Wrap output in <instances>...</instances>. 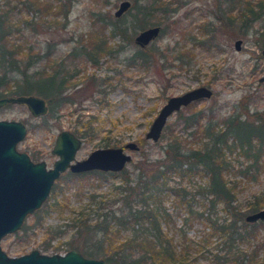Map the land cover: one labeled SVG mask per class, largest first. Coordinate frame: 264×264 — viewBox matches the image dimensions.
<instances>
[{"label": "trees", "instance_id": "16d2710c", "mask_svg": "<svg viewBox=\"0 0 264 264\" xmlns=\"http://www.w3.org/2000/svg\"><path fill=\"white\" fill-rule=\"evenodd\" d=\"M75 1L0 0V98L39 96L51 114L73 104L74 98L65 95L77 85L72 79L81 62L97 66L102 54L112 53L109 40L119 37L124 44H134L137 31L148 25L164 26L159 37L175 33L174 41L162 50L152 43L134 52L128 61L139 69L161 62L166 67L161 65L160 71L170 70L172 63L189 72L195 57L193 48L212 50L209 45L214 31L207 34L213 37L197 39L196 44L187 27L178 25V21H173L169 30L167 23L178 8L177 0H131L134 14L130 11L120 18L103 13L100 6H106L108 0H91L97 5L91 12V30L71 39L74 45L70 52L57 56L55 45L47 42L45 48L40 47L37 35L66 30ZM217 7L218 22L236 24L243 35L258 25L254 33L264 45V0H218ZM204 27L209 29L206 23ZM219 74L214 66L210 81H218ZM95 80L87 77L86 89L94 86ZM87 92L75 94L80 97ZM190 106L185 109L190 110ZM176 115L177 122L166 124L163 130L160 139L165 144L159 156L154 159L143 155L133 172L127 168L120 173L68 172L57 180L29 228L46 237L53 234L47 241L43 238L45 252L62 232L60 226H45L41 218L50 212L60 216L68 211V227L74 237L88 235L84 244L89 243V247L83 246L80 251L106 264H264V236L260 234L264 233V222L245 221L247 215L264 209V191L239 201L245 187L264 173V111L221 114L211 108L208 112L179 111ZM91 122L92 118L82 124L81 139L94 137ZM105 146H110L107 139ZM38 158L33 155L31 160ZM229 175L241 176L244 186ZM117 178L109 193H97L95 181L98 184ZM66 187L79 198L88 192V202L96 205L92 219L84 213V207L68 208V198H63ZM199 221L203 234L193 240L188 236L189 229ZM63 246L67 252L75 248L72 242ZM59 250L54 248L52 254Z\"/></svg>", "mask_w": 264, "mask_h": 264}, {"label": "rangeland", "instance_id": "374dc122", "mask_svg": "<svg viewBox=\"0 0 264 264\" xmlns=\"http://www.w3.org/2000/svg\"><path fill=\"white\" fill-rule=\"evenodd\" d=\"M123 1L125 0H108L106 6L100 7L103 9V13L114 17V13ZM127 1L131 3V7L120 17H124L125 14L127 15L133 10L131 9L134 6L133 2ZM142 1L145 2V0ZM177 1L180 2L178 8L167 23L169 30L173 27L172 22L178 21V25L187 27L193 40H196V44L198 43L197 39L205 40L213 37L207 36V34L208 31H214L212 43L210 42L209 45L212 50L207 51L206 48L201 50L198 46L193 48L192 52L195 57L189 72H186V69L180 70L172 63H169L172 67L170 70L160 71L161 62L155 63L156 65L150 68L139 69L128 61V58L139 48L133 43L124 44L119 37H114L108 41L112 53L102 54L97 66H92L84 61L78 66V74L72 79V82L77 85L66 90V92L71 90V94L65 95L74 98L72 99L73 104L57 108L52 114L48 109V113L41 117L32 116L24 105L9 104L0 109V120L21 122L27 129L25 138L17 145V150L28 154L30 158H33V155L39 157L35 162L32 161L34 163L43 161L47 168H52L58 157L51 151L57 135L62 131L70 132L81 140V147L75 155L77 161L86 159L91 152L97 149L124 148L128 143H135L140 148L138 152L126 151L132 158L126 168L129 172H133L134 164L140 162L143 155H149L155 159L162 150L161 146L165 144L162 139L156 143L147 140L146 134L158 112L170 97L180 96L203 86L212 91V97L193 104L189 107L190 110H182L183 114H188L190 111L208 112L211 108L213 112L221 114L234 111L243 112L246 109L250 114L255 111H264V82H259L264 76V58L262 57L264 45L261 43V37L254 33L259 26L255 25L247 35H243L236 24H225L218 22L215 18L218 0ZM95 4L91 0H76L73 3L67 29L55 33L38 34L37 40L41 43H39L40 47L45 48L46 43L50 42L55 45L57 56H64L70 52L74 44L69 41L74 38L79 39L91 30V12L97 8ZM131 12L134 14V11ZM126 19L128 20L129 17L126 16ZM205 23L209 25L208 30H205ZM149 27H153V25H148L144 29ZM159 27L161 33L164 26ZM140 31L138 30L136 35ZM105 34L106 38H109V31ZM172 36H175V33L168 34L163 38L158 37L152 43L157 46L156 48L162 50L168 45H173ZM237 40L242 41L239 52L234 48V43ZM192 46L193 42L188 45L190 48ZM162 66L166 67V63H163ZM214 66L219 68L218 81H210ZM91 76L96 79L94 86L86 89L84 84L87 83V77ZM83 90L88 92L80 97H78L79 93H77L78 96L75 94L76 91ZM90 118H92V122L89 126L94 130L92 132L95 135L92 138H84L82 135L83 139H81L79 130L84 126L82 124H86ZM177 120V115L174 114L169 118L167 124H174ZM180 128L178 127L179 130H181ZM104 138L110 141L109 147L105 146L106 139ZM68 172L66 171L64 174ZM229 176L241 183L240 187L244 186V179L241 176ZM118 181V178L102 180L98 184L95 181L94 187L97 188L98 194H107L111 191V184ZM173 182L177 183L178 179H173ZM263 191L264 173L255 182L249 183L245 187L239 195V201L242 203L244 200L252 198L255 193ZM64 193L63 198H68L66 199L69 209L80 210L81 207H84V213L89 215L90 219L95 216L96 205L88 202V192L84 191L79 198L73 195V190L68 191L66 187ZM199 200L202 205H206L202 198ZM169 204L167 205L170 206ZM34 214L25 219L22 226V228L26 227L25 232L20 230L16 232L17 236L14 233L2 240V250L8 256L19 257L32 250H37L45 255H54L52 252L56 247L60 248L56 254L63 255L68 251L63 246L67 242H72L76 248L74 250L82 255L80 250L83 246L89 247V243L84 244V238L88 239V235L74 237L68 227L70 226L68 211L60 216L55 212H50L41 218L42 221L45 226H60L62 233L52 239L50 250L45 252L42 248L43 238H46L47 241L53 234L46 237L43 233L29 229L36 220ZM177 223L180 222L177 221ZM202 234L203 226L199 221L189 229L188 236L194 240L199 239ZM260 234L264 236V233ZM25 242L26 244H24Z\"/></svg>", "mask_w": 264, "mask_h": 264}, {"label": "water", "instance_id": "95a60500", "mask_svg": "<svg viewBox=\"0 0 264 264\" xmlns=\"http://www.w3.org/2000/svg\"><path fill=\"white\" fill-rule=\"evenodd\" d=\"M131 7L127 0L120 3L115 18H119ZM160 35V27L153 26L140 31L134 37V44L147 48ZM242 41L234 43L236 51H240ZM264 58V49L262 50ZM264 82V76L259 80ZM212 91L206 87H197L180 96L170 97L152 122L146 139L156 143L161 138L169 118L193 102L210 99ZM24 105L34 117L45 116L48 107L40 97L18 96L0 98V109L6 105ZM27 133L21 122L0 120V264H106L102 259L86 258L79 252L71 250L63 255H45L37 250L19 256H8L1 247L2 240L22 229L25 219L40 210L50 196L54 183L62 174H82L93 171L104 173H120L132 161L126 153L138 152L139 146L128 143L124 148L97 149L81 161L75 159L81 147V140L67 131L60 132L51 153L58 157L52 168H47L41 161L34 163L30 156L17 150ZM248 224L264 222V209L245 217Z\"/></svg>", "mask_w": 264, "mask_h": 264}, {"label": "flooded vegetation", "instance_id": "af4514ba", "mask_svg": "<svg viewBox=\"0 0 264 264\" xmlns=\"http://www.w3.org/2000/svg\"><path fill=\"white\" fill-rule=\"evenodd\" d=\"M200 101H201V100H200ZM197 102H199V101H197ZM197 102H193V103H191V104L193 105V104H195V103H197ZM191 104H190V105H191ZM47 107H48V106H47ZM187 107H188V106H187ZM187 107H185V108H187ZM185 108H183V109H185ZM183 109H181L180 111H182ZM93 172H94V171H93ZM98 172H99V171H98Z\"/></svg>", "mask_w": 264, "mask_h": 264}]
</instances>
